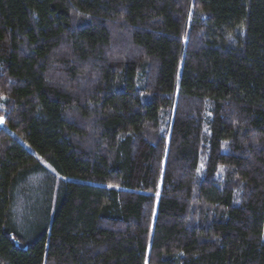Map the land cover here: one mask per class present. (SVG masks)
Here are the masks:
<instances>
[{
    "label": "trees",
    "instance_id": "obj_1",
    "mask_svg": "<svg viewBox=\"0 0 264 264\" xmlns=\"http://www.w3.org/2000/svg\"><path fill=\"white\" fill-rule=\"evenodd\" d=\"M0 118V264H264V0H0Z\"/></svg>",
    "mask_w": 264,
    "mask_h": 264
},
{
    "label": "rangeland",
    "instance_id": "obj_2",
    "mask_svg": "<svg viewBox=\"0 0 264 264\" xmlns=\"http://www.w3.org/2000/svg\"><path fill=\"white\" fill-rule=\"evenodd\" d=\"M0 128L3 126V122H2V119L0 118ZM17 140L29 151L31 152V149L19 138L17 137ZM263 240H264V236L262 237Z\"/></svg>",
    "mask_w": 264,
    "mask_h": 264
},
{
    "label": "crops",
    "instance_id": "obj_3",
    "mask_svg": "<svg viewBox=\"0 0 264 264\" xmlns=\"http://www.w3.org/2000/svg\"><path fill=\"white\" fill-rule=\"evenodd\" d=\"M1 123V122H0Z\"/></svg>",
    "mask_w": 264,
    "mask_h": 264
}]
</instances>
